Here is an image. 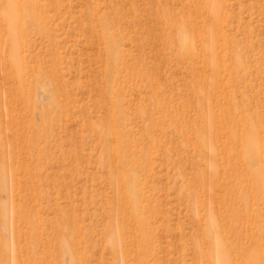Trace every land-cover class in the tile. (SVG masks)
I'll use <instances>...</instances> for the list:
<instances>
[{
    "label": "rangeland",
    "instance_id": "374dc122",
    "mask_svg": "<svg viewBox=\"0 0 264 264\" xmlns=\"http://www.w3.org/2000/svg\"><path fill=\"white\" fill-rule=\"evenodd\" d=\"M221 235L264 264V0H0V264H217Z\"/></svg>",
    "mask_w": 264,
    "mask_h": 264
},
{
    "label": "bare ground",
    "instance_id": "6f19581e",
    "mask_svg": "<svg viewBox=\"0 0 264 264\" xmlns=\"http://www.w3.org/2000/svg\"><path fill=\"white\" fill-rule=\"evenodd\" d=\"M11 4H4L5 12L8 14L11 12ZM218 10V4H215L213 7V15L215 16ZM211 70L213 73L212 80H214V75L215 72L218 68V59H217V52L211 51ZM212 121L215 122L217 119L216 116H211ZM211 121V122H212ZM220 122L222 125L231 127V122L229 116L223 117L220 119ZM230 138L234 140L235 138V133L231 130L230 132ZM122 139L119 137L118 141ZM255 139L253 138L250 141H246V155L252 154L253 156L257 157V149L255 146ZM120 147V146H119ZM253 170L251 167L246 170V172L242 175L243 178H239V182L237 183V190L240 189L242 190L241 193L238 191V195H240V198H244L249 195L247 192H245L244 185L242 184V181H252L254 184L258 185L260 182L258 179L253 178ZM216 173H212V177H215ZM239 185V186H238ZM247 194V195H246ZM239 197V196H238ZM237 195L235 198H232L229 202H226V214L225 218L229 223L232 225H236L240 222H242L245 219V222L247 223L246 219L244 217L245 213L238 211L234 207V199L238 198ZM246 209V208H245ZM245 209L243 211H245ZM217 216H214L216 218ZM228 225V224H227ZM236 227V226H235ZM238 227V226H237ZM219 231V225L217 227ZM217 252H218V261L217 264H263V251L261 249V246L259 243H252L250 245L242 246V244H239L238 242L236 244L231 243L229 240H226L225 237L221 235V238L218 241V247H217ZM238 256V257H237ZM239 258V259H238Z\"/></svg>",
    "mask_w": 264,
    "mask_h": 264
}]
</instances>
